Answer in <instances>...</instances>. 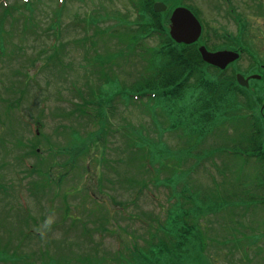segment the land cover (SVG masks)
Wrapping results in <instances>:
<instances>
[{"label": "rangeland", "instance_id": "1", "mask_svg": "<svg viewBox=\"0 0 264 264\" xmlns=\"http://www.w3.org/2000/svg\"><path fill=\"white\" fill-rule=\"evenodd\" d=\"M11 1V0H10ZM176 0H170L169 3H173ZM186 2L195 5L196 7L199 8L202 17L207 21L206 23L213 20V16L219 17L221 15V11L217 9V7L214 4L213 0H185ZM14 2V0H13ZM12 2V3H13ZM31 4L36 8L34 13L32 15L27 14L24 18L21 19L19 17L21 13L19 12H14V16L11 17V22L9 23L8 21L6 22V27L2 25V28L0 26V93L2 92L3 95L6 97L7 96V89H2V80L6 79L5 85L10 86V80L12 79V76H10L11 72V67L10 68H5L3 66L4 63L3 61L1 62L2 58L6 55L5 54V46L9 49H11L12 45L21 46L25 47V49H28V52L33 49V51L36 50V48L40 45L42 42L45 44L46 42H49L51 39V34L47 33L45 34V30H47V27L50 23V14L49 10L53 8L54 3H56V8L58 4L63 3V0H30ZM261 3V8L256 7L258 11L256 10H249L247 8V11H244L246 17L250 20H252V24L259 22V24L264 22V0L260 1ZM4 8V7H3ZM254 8V7H253ZM102 11L101 14L98 15L97 20L104 19L106 20L108 17L111 18L112 12L111 11H118L122 13H131L130 19L133 18L132 15H134L133 11L131 10V6L129 3V0H68L67 5L65 7L64 14L61 18L63 21V30L64 33L68 31H72L70 27V24L68 22L71 21V17L73 12L75 11H80V12H87V14L91 13V10H96ZM24 10V8H22ZM10 17V16H8ZM19 17V18H18ZM7 18V17H6ZM82 23H86L90 20L87 16H82L81 17ZM111 19H108L107 23H109ZM117 23H120L121 20L115 19L114 20ZM221 23L219 25H214L212 28L219 29V31H222ZM69 26V27H67ZM101 26V27H100ZM105 24L102 25V23L99 25V28L97 27V30H101L99 33L95 34V41L96 47L100 49L101 45H103L105 42H109L110 44L113 42L114 35L111 32L107 30ZM50 27V26H49ZM58 28L57 26V20L55 17V25H54V30L56 31ZM9 29H12L15 33H17V38H13V34L10 33V36H8V33L5 32L6 30L9 32ZM89 29V28H88ZM262 29V27H261ZM95 31L93 28L89 29V33H92ZM19 36V37H18ZM128 34H124V38L127 37ZM15 37V36H14ZM54 40L53 44H50V47L48 48V51H45L40 54L38 58L35 60V68L31 71L30 74L28 73L25 75V79L32 80L33 79V74L35 71H37V77L39 80V85L42 87H45L46 90H49L48 96L49 98L46 100V107L43 112H38L37 108L38 105L40 104V96L43 95L42 91H38L37 89H33L32 87L34 86L33 84L30 85L29 87V92H27L28 95H24L22 101L19 103L21 104L23 108V112L26 114L27 117H30L32 119L38 118V115H40V120H41V132L43 131L46 134L52 133L53 128L58 124V123H64L69 125L70 124V119H72L69 116L63 115V111L65 109H70V104L60 102L58 101V94H57V89L59 90V95L61 94L65 98L70 97V93L68 90H66V87H68L67 84L59 86L58 82L62 81V83L65 82H70L71 80H76V79H85L89 75V67L91 64L95 62V55L93 50H89L86 52L85 50L82 51L81 55V60L82 63L79 64L77 61V58H73L71 55V51L69 50V38L68 35H59L58 32L53 35ZM32 40V41H31ZM74 45H77L76 43H73ZM42 46V44H41ZM116 46L118 44H112L110 48L107 47H102V50L104 51V60L106 62H112L114 64H119L123 65L122 61L124 58H117L113 57V54L115 53ZM114 47V48H112ZM259 48L261 49L264 53V38H262L261 44L259 45ZM19 51V50H18ZM111 51V53H109ZM256 51V50H254ZM258 51V50H257ZM259 52V57L264 56L262 52ZM85 53V54H84ZM19 54H23L22 51H19ZM36 55V54H33ZM24 58L19 59L17 62H23ZM77 60V61H76ZM16 64V63H15ZM8 64H6L7 66ZM17 66V65H16ZM38 66H44L47 68H50L53 77L48 76L46 73L49 72L48 69H43L37 68ZM109 68V67H108ZM122 68H125L122 67ZM128 70L125 68V72L122 71L120 67H113L112 70L115 73H118V83L120 86H123L127 82L132 81V76L136 75V71L134 67H131V64L129 67H127ZM37 69V70H36ZM22 70V69H21ZM21 70L18 71V75L20 76L19 80H22L23 77L21 75ZM9 81H8V80ZM46 82L48 85H46ZM81 84L82 82H79ZM82 87V85H79ZM51 91V94H50ZM264 98H262V101ZM263 103V102H262ZM63 108L62 111L59 108ZM147 108V107H146ZM118 114L114 116V119L109 120L107 122L108 128L112 127L114 128L115 126H118L120 129L124 127L125 125L131 124L134 129L136 128L137 130H141L142 133H145L149 137L152 136L153 139L158 140V136H154L153 133H150V129L152 124L155 126V128L158 129V132L160 130L162 131H170L169 128V123L170 119L168 118V115L164 112V123L157 121L156 118L152 115V112H150V118L145 111L140 108L136 107H123L119 105L118 109ZM148 110V109H147ZM1 111V108H0ZM5 111V110H4ZM69 111V110H68ZM9 113L10 115H20L21 113V108L15 103L12 104V106L9 108ZM59 115V116H58ZM60 115L63 116V118H60ZM4 119V118H3ZM259 124H263L262 117L259 118ZM14 127L16 129L23 128V125H7L4 121L0 120V132L1 130H7L8 127ZM72 126V125H71ZM31 128V127H30ZM174 132V131H172ZM32 132L26 133L28 137H31ZM64 139L69 142V141H75L76 139H83L85 138V132L83 129H78L75 134H72L70 130H67L65 132H62ZM123 135V130L120 131L117 136H113L111 134H108V137L102 138L101 140H104V142H107V150L103 153H105V156L109 159H121L125 157V149H124V137ZM236 135V129L234 126L226 125L220 131L215 137H214V142L217 141L218 143H221L223 141H233L234 136ZM10 136H7V138ZM161 140L167 139V142L173 149H169L170 146H165L163 149V153L161 157L158 160H161L165 170L172 171V175L174 178L177 180L179 179L183 184L190 179L191 182H193L197 188L192 184L190 185L191 191H195V195L199 194L200 191L205 190L206 186L207 188H210L211 184L207 182V177L208 175L205 173H201L199 170L195 169L193 170V167L195 166V161L196 157L193 156L191 153H185L184 151L179 152V148L177 147V143L179 142L178 138L176 135H170V134H164L160 138ZM213 140L211 141L210 139L206 141L207 144L212 145ZM11 141V140H9ZM53 140H49L46 137L42 136L41 141H40V148L41 149H47L49 152H53L55 148H57L56 144ZM91 144H89L90 146ZM95 144H93L94 146ZM176 145V146H174ZM88 146V147H89ZM93 148V147H92ZM5 150V145L2 144L0 147V153L2 154ZM115 150V151H114ZM46 153L43 152L42 156L43 158L46 157ZM31 158L29 159H34V162H38V159L41 157L31 154ZM190 158L195 161H191V164L186 162V159ZM47 158V157H46ZM130 157L128 156V160ZM223 158V157H222ZM29 160V162L31 161ZM45 160V159H44ZM214 160L217 165L220 166L222 164L221 158L220 157H214ZM236 163L234 166H231L230 169H233L232 171H235L236 177L233 178L235 180L232 185L229 183H223V185L228 186V184L231 187L235 188H240L239 186L242 187H247L252 182L254 181V177L257 174V167L256 164L251 160V162H245L242 160V158H236ZM0 161H4L3 157H0ZM62 159L58 158V162H61ZM55 165V164H54ZM57 165V164H56ZM58 166V165H57ZM210 166V164H209ZM55 167V166H54ZM132 168L133 166L128 167V171L131 176H132ZM103 169V168H102ZM211 169V167H210ZM229 169V170H230ZM53 170L59 171V172H64L63 169L59 168H54ZM0 172L2 176H4V181L7 183L14 182V175H12V171L8 172V165L7 164H2L0 165ZM119 176L122 177L121 179L124 181L126 180L125 173L126 168L123 166L119 168ZM65 174V173H63ZM210 174H212L215 178V180L219 183H221L222 178L217 175V173L214 171V169L210 170ZM169 173L166 172L162 174V176H168ZM137 177V178H136ZM140 175L135 176V178L138 180ZM115 178L117 182H119V178L117 176H113L112 174L109 176V179ZM131 179V178H129ZM30 179H26L24 181L25 184V189L23 190V197L29 196V181ZM142 180H146L145 177H142ZM107 184V183H106ZM207 184V185H206ZM117 186L119 183L116 184ZM124 186V185H123ZM10 187V186H9ZM68 187V186H66ZM63 187L61 191H64ZM118 189L117 195V203L116 205H121L122 208L125 206L129 193L125 192L123 188H121V185ZM213 187V186H211ZM133 188V187H132ZM195 188V189H194ZM68 191L69 188H66ZM151 191L155 192V194L158 195L159 197V202L157 203L152 199V197L149 195H145L141 197V199L138 201L137 204V211L139 210H144L147 211L146 213H150L152 215H156V213L159 210V204L166 205L165 203V195L164 191L162 189L161 192H156L154 187L150 186ZM106 192L110 191L109 193L113 194V191H111L108 188L104 189ZM200 190V191H199ZM75 189H71V192H74ZM10 193V192H8ZM12 194V192H11ZM6 201H13V196L10 195L9 197H4ZM26 204L33 209V213L35 216H38L42 214V217L48 216V213L42 210H39V208L35 207L33 200L30 199H25ZM100 203V202H99ZM104 207H107V201L103 202ZM2 204L0 203V209L2 210ZM6 204V202H5ZM240 204V202L238 203ZM15 205V204H14ZM56 205H59L58 201L56 202ZM116 205H113L112 202H110V208H113V206L117 207ZM114 207V208H115ZM99 208V206H98ZM242 210L241 207L238 208H228L227 206H222L220 209L219 206H216L214 211L210 214H206L202 222L204 224L197 225L195 224V234L193 240L194 244V255L196 258H199L200 264H264V206H248V204L242 205ZM46 209V208H45ZM39 210V212H38ZM47 210V209H46ZM119 210V209H118ZM117 209L114 210V216L112 218L116 219L119 221V226L122 228L121 229V240L124 241L123 244L127 246L134 245L135 247H140L146 246L145 238L146 234L144 233V227L140 223H134L131 221H127L125 219L120 220L118 218V215L122 213V210L120 212ZM77 209L74 206H70V210L65 212L63 216L67 218V222L71 223L73 220L80 218L77 214ZM79 211V210H78ZM131 211L136 212V208L134 207ZM165 212V208L163 210ZM3 211L2 213H4ZM81 214H83L84 219L87 217L84 216V214H87L85 212L79 211ZM83 212V213H82ZM129 212V211H128ZM165 213L163 214L164 217ZM58 214L57 210H55L54 213L49 215V219L54 221L56 220ZM17 217V211L16 208H13L10 211V218L15 219ZM41 218V217H40ZM38 218L39 220H41ZM92 218V215L90 216ZM148 218V216H147ZM45 218L46 223H49L50 220ZM181 222V221H180ZM206 222V223H205ZM68 225H64V227H67ZM168 226H171V223L168 222ZM3 225H0V235L3 236L4 239L7 237H10L8 234V230L4 229ZM199 231V233H198ZM62 232V231H61ZM61 232L57 233H50L49 237L57 238L61 237L62 234ZM83 236V235H81ZM70 237V236H69ZM69 237H66L67 241H70ZM72 239V237H71ZM117 239L114 237H107L104 238L101 244V249L103 250H112L114 247L117 245ZM11 245V244H10ZM198 245L199 248H198ZM51 251L54 250V248L50 247ZM77 249L79 253H82L84 255H92L93 249L91 246L88 244V240L83 236L81 240L78 239V246ZM99 253H100V248H98ZM6 251V249H5ZM26 251H29L27 247L22 248L21 250H18L19 254L23 253ZM7 252V251H6ZM12 250L11 248L8 249V254L11 255ZM97 253V252H96ZM78 253H76L77 256ZM122 254H125L123 252ZM99 255V254H98ZM121 255V254H120ZM100 256V255H99ZM38 261L40 260H45L48 261L49 257H55L52 253L49 252V254L44 257L39 259L38 256H36ZM193 258V257H192ZM195 259V258H193ZM109 261V259H107ZM111 262L109 264H114L115 262ZM126 264L131 262L129 259H124L123 260ZM194 260H191L190 263H193ZM195 264L197 261L194 262ZM71 264H75L73 261H71Z\"/></svg>", "mask_w": 264, "mask_h": 264}, {"label": "trees", "instance_id": "2", "mask_svg": "<svg viewBox=\"0 0 264 264\" xmlns=\"http://www.w3.org/2000/svg\"><path fill=\"white\" fill-rule=\"evenodd\" d=\"M152 2L153 0H135L133 3L135 9L134 21L130 25L123 21V31L128 30L131 38L130 40L128 38L120 39L123 48L120 47L117 54L120 58H125L126 62L138 58L136 59L138 69H136L137 76L135 80L131 84H125L121 87H118V80H116V83L113 82L116 85V90L111 95L95 89L98 96H94L89 100L83 98L82 103L85 105L75 111L88 112L92 109L89 118L93 120V116L96 115L95 118L103 121L107 116L106 107L111 105V101L115 97H120L124 101L132 97L163 100L168 103L169 113L176 117L178 123H181V121L183 123L188 122L191 129L200 134L207 130L210 125L214 127L223 120L245 116L247 119L250 118L252 123H249L246 133L240 134L238 140L228 144V149L234 155H243L245 158L254 157L257 162H260L263 158L257 147L263 145L258 117L261 96L257 91L251 92V90L240 88L233 79H226L216 73L213 74L214 70L201 61L193 45L173 42L167 35L170 9L164 13L155 14L151 9ZM79 93V96L83 97L81 91ZM88 95H92V90ZM99 104H102V107ZM109 110L112 112V108H109ZM190 127L188 128L190 129ZM93 138V136H88L86 139L70 141L65 150L68 151L67 154H71V160L75 154L74 149L80 151L82 148L83 154L88 155L93 148L89 146L84 150L82 145L84 140L90 142ZM137 142L135 140L134 143L132 141L125 143L127 148L125 157L116 162H111L103 152L95 155L92 162L99 168V172L107 176H110L112 172L119 176V168L125 166L127 171L125 176L129 177L128 167L132 166L134 161L132 173L136 171V174L143 176L144 171L142 172V170L146 167L149 168L151 160H143V153ZM128 156L130 160H128ZM124 181L127 184L130 183L129 178ZM101 185L100 187H103ZM214 188L216 189H211V191L205 190L204 192L203 190L202 195L199 194L197 200H194L191 196H181L188 203H197L191 205L190 209L181 210V216L171 221H182L185 216H197L198 219H202L208 212L214 211L213 208L219 201L222 200L226 203L235 201L234 197L231 196L228 197L230 199H224L223 194H221L224 189L221 190L219 185H215ZM246 197L259 202L264 200V193L263 196H260L259 190H257V195ZM5 223L8 224L6 230L9 231L10 237L3 240L0 235V264H69L70 257L66 252L68 250L67 246L53 242L56 244V251L52 253L51 243L47 241L42 250L40 246L33 249L32 245H27L23 240L25 235L20 234L23 230L18 228L21 231L17 233L14 231L13 225H9L12 224L11 221L6 220ZM0 225H2V221ZM188 227L190 226L188 225ZM193 229L189 233L193 232ZM159 241L161 239L157 240L155 245L152 244L147 253L141 251L139 254H134L135 263L157 264L165 261V264H178L180 259L186 257L181 255L180 251L189 249L193 243L192 240L186 238L182 241L169 242L166 248L163 249ZM24 247L31 248L26 253L19 254L18 250ZM9 248L12 250L11 255L8 254ZM49 252L55 257H49L48 261H38L36 256L41 259L46 257ZM178 253L179 256L176 260L175 256ZM120 254L108 257L83 255L77 259L79 264H109L111 260L118 263L124 257Z\"/></svg>", "mask_w": 264, "mask_h": 264}, {"label": "flooded vegetation", "instance_id": "3", "mask_svg": "<svg viewBox=\"0 0 264 264\" xmlns=\"http://www.w3.org/2000/svg\"><path fill=\"white\" fill-rule=\"evenodd\" d=\"M213 1L217 9H219L221 0ZM222 1L223 10H220L221 15L218 18L213 16V22L215 25L221 23L223 32L221 36L205 39L208 49L211 51L230 50L239 53L238 60L227 66L229 69H234L235 72L247 70L262 72L263 70L258 68V66H264V64H261L255 58L259 56L258 51L261 50L259 48L262 39L261 24L258 21L252 24V20L248 19L244 13L247 8L258 11L256 8L259 7L258 3L256 0Z\"/></svg>", "mask_w": 264, "mask_h": 264}, {"label": "water", "instance_id": "4", "mask_svg": "<svg viewBox=\"0 0 264 264\" xmlns=\"http://www.w3.org/2000/svg\"><path fill=\"white\" fill-rule=\"evenodd\" d=\"M165 8L166 7L161 3L154 4V9L156 11H163ZM171 14V36L177 42L193 43L200 33V25L197 23V20L194 18L192 13H190L187 9L177 8ZM200 51L205 61L221 67H224L227 62L236 58V55L231 52L224 51L211 54L206 52L203 47L200 48ZM238 81L240 84H246L240 76L238 77Z\"/></svg>", "mask_w": 264, "mask_h": 264}]
</instances>
